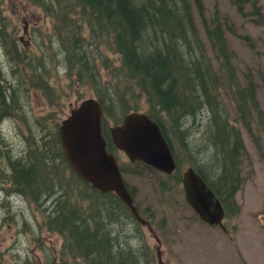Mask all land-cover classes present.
<instances>
[{
  "label": "trees",
  "instance_id": "obj_1",
  "mask_svg": "<svg viewBox=\"0 0 264 264\" xmlns=\"http://www.w3.org/2000/svg\"><path fill=\"white\" fill-rule=\"evenodd\" d=\"M229 1L241 14L249 5L256 22H264L256 0ZM18 3L34 5L50 19L51 31L40 36L41 43L45 49L54 48L55 57L60 56L56 60L69 79L66 87L71 91L83 87L102 103V129L108 151L116 150L107 128L109 119L116 124L130 111L145 112L160 126L176 163L179 151L189 147L197 151L191 154L194 158L189 156L191 167L219 198L225 217L238 211L235 194L242 183L239 167L246 149L237 122L248 127L253 112L261 118L262 110L251 73L243 74L244 82L238 77L224 20L217 9L208 19L203 0ZM3 10L4 0H0V49L11 60L16 58L19 74L15 73L13 80L4 76L0 52V112H23L31 134L23 141L22 149L9 158L7 178L12 190L39 205L58 192L44 223L47 231L62 238L55 263L153 264L145 245L140 249L129 243L142 239L133 233V226L141 224L126 205L114 193L99 192L71 170L62 153L59 123L54 122L53 131H48L40 119L31 117L22 98L33 89L44 98H53L49 95L56 91L49 84L45 87L37 82L45 83L43 75L49 78L54 68L45 59L40 41L37 56L12 37L11 23L7 24ZM11 67L14 72L13 64ZM7 81L8 87L3 88L1 82ZM224 94L233 102V118L223 102ZM198 152H205V157ZM133 165L158 175L157 170L142 162ZM120 169L128 170L125 166ZM181 173L177 164L175 173L164 174V180H159L161 190L170 188L169 180L181 183Z\"/></svg>",
  "mask_w": 264,
  "mask_h": 264
},
{
  "label": "rangeland",
  "instance_id": "obj_2",
  "mask_svg": "<svg viewBox=\"0 0 264 264\" xmlns=\"http://www.w3.org/2000/svg\"><path fill=\"white\" fill-rule=\"evenodd\" d=\"M203 1L205 16L208 19L217 9L222 21L224 20L225 35L233 51L232 61L238 77L244 82L243 74L248 71L251 73L256 82L257 99L262 110L261 118L253 112L252 123L248 127L237 122L246 151L239 167L242 183L235 194L238 211L223 220L228 232L200 220L187 203L181 183L169 180L172 183L169 184L170 188L161 190L159 180H164L163 172L157 170L156 175L151 170L135 169L123 152L113 150L112 153L116 156L119 166L128 169L122 172L124 180L134 193V202L141 215L148 219L160 239L164 264H264V22H256V18L250 14L249 5L246 12L241 14L229 0ZM256 1L264 14V0ZM2 14L7 24L11 23L9 30L12 37L37 56L41 52L38 47L40 41L45 59L54 68L49 78L43 75L45 83L37 82L45 87L49 84V88L56 91L55 95H49L53 98H44L37 89L30 90V95L22 98L31 112V117L40 119L46 130L53 131L54 122L60 124L72 107L93 95L83 87L78 91H71L66 87L65 83L69 79L60 68L61 62L56 60L61 59L60 56L55 57L54 48L45 49L41 43L40 36L50 33L51 22L49 18L43 17L39 8L27 3H18V0H4ZM194 16L208 48L196 12ZM34 28L42 31L37 33ZM0 52L3 74L13 80L15 73L19 74L16 58L11 60L9 56H5L2 49ZM109 58L111 59L112 55H109ZM12 64L14 72L11 69ZM23 80L28 84L26 78ZM8 84V81L1 82L3 88L8 87ZM222 99L227 105L230 118H233L231 98L224 94ZM22 114L23 112L19 111L11 112L10 115L2 110L0 112V264H21L22 261L24 264H58L55 261L62 238L47 231L44 225L45 217L52 209L58 192L48 196L39 205L28 201V198L17 190H12L7 178L10 171L7 163L9 158L18 149H22L25 138L31 136L29 124ZM113 125L115 123L109 119L108 130ZM195 152L192 147L178 152L177 164L180 172L192 165L189 156L194 158L191 154H196ZM205 152H198L201 153L199 156L204 158ZM202 165L205 167V163L202 162ZM130 230L132 231V227ZM133 233L142 239L130 241V245L140 249L145 245L150 261L158 264L155 250L158 243L154 235L147 227L135 225Z\"/></svg>",
  "mask_w": 264,
  "mask_h": 264
},
{
  "label": "water",
  "instance_id": "obj_3",
  "mask_svg": "<svg viewBox=\"0 0 264 264\" xmlns=\"http://www.w3.org/2000/svg\"><path fill=\"white\" fill-rule=\"evenodd\" d=\"M103 105L94 96L82 99L61 120L58 137L65 161L84 182L101 193H114L129 209L133 217L154 235L158 245L156 257L162 261L160 239L144 219L130 193L116 156L108 151L102 130ZM111 140L131 163L142 162L164 174L177 169L176 160L160 126L145 112L130 111L120 123L109 127ZM185 199L200 220L219 226L224 232L225 209L203 178L189 166L181 173Z\"/></svg>",
  "mask_w": 264,
  "mask_h": 264
},
{
  "label": "flooded vegetation",
  "instance_id": "obj_4",
  "mask_svg": "<svg viewBox=\"0 0 264 264\" xmlns=\"http://www.w3.org/2000/svg\"><path fill=\"white\" fill-rule=\"evenodd\" d=\"M21 40H22V38H21ZM263 211H264V208H263ZM133 216V215H132ZM134 218V217H133ZM135 219V218H134ZM136 220V219H135ZM139 223V222H138ZM140 224V223H139ZM142 226V225H141ZM151 226V225H150ZM156 250V249H155Z\"/></svg>",
  "mask_w": 264,
  "mask_h": 264
}]
</instances>
